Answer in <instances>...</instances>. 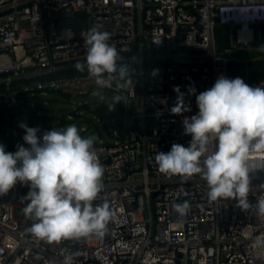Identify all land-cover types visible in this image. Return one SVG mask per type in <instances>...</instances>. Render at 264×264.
I'll list each match as a JSON object with an SVG mask.
<instances>
[{
	"label": "built area",
	"instance_id": "2783aa9c",
	"mask_svg": "<svg viewBox=\"0 0 264 264\" xmlns=\"http://www.w3.org/2000/svg\"><path fill=\"white\" fill-rule=\"evenodd\" d=\"M216 25L226 28L225 47L218 48ZM92 27L111 34L130 82L116 78L100 88L76 69ZM263 28L264 0H0V108L19 106L21 95L33 96L26 107L41 104L47 92L121 97V130L93 144L104 172L92 203L106 201L112 213L103 237L37 240L23 211L28 186L17 182L0 194V264H62L69 253L74 264H264V243H257L264 215L255 211L264 198V151L249 153V209L235 198L210 200L199 174L167 176L155 161L172 143L187 146L182 118L198 111L199 91L228 77L229 62L264 59ZM243 51L251 58L236 57ZM177 85L187 107L179 114L170 111ZM183 201L189 208L180 215L173 205Z\"/></svg>",
	"mask_w": 264,
	"mask_h": 264
},
{
	"label": "clouds",
	"instance_id": "9594fccd",
	"mask_svg": "<svg viewBox=\"0 0 264 264\" xmlns=\"http://www.w3.org/2000/svg\"><path fill=\"white\" fill-rule=\"evenodd\" d=\"M110 35L96 27L84 32L86 56L75 63L76 69H86L100 88L111 87L116 78L130 82L128 66L117 63L119 51L109 43ZM173 91L177 95L170 111H186L184 93L178 85ZM195 91L189 86V93ZM111 99L114 106L121 97L115 94ZM195 101L198 111L182 118L183 132L191 135L190 141L187 146L172 143L168 151L156 152L158 170L185 180L199 174L209 186L210 200L235 198L241 209L253 207L247 199L249 172L255 169L249 153L264 151V86L221 74L211 87L196 94ZM19 126L24 129L22 139L27 146L17 144L15 151H6L0 143V194L17 182L28 185L21 198L26 201L25 216L33 221L27 231L37 240L49 242L102 238L112 213L106 201L92 203L103 188L104 172L93 148L96 137L82 136L75 124L43 132L24 122ZM173 207L183 215L189 202ZM255 211L264 215V198L256 201ZM62 264H74V254H66Z\"/></svg>",
	"mask_w": 264,
	"mask_h": 264
},
{
	"label": "rangeland",
	"instance_id": "374dc122",
	"mask_svg": "<svg viewBox=\"0 0 264 264\" xmlns=\"http://www.w3.org/2000/svg\"><path fill=\"white\" fill-rule=\"evenodd\" d=\"M111 97L112 96H107L105 91L100 90L96 92L94 91V93L91 95H87L82 101H76L72 98H66L64 95L56 92H47L45 95L39 97L42 101L40 106L34 107L32 104V106L24 108L23 112L16 113L15 116L19 120V123H26V119H31L37 125L44 126L47 125V123H43L38 115L53 117V121L51 122V124H53L56 123L62 116L61 113L64 108H72L74 109L75 113L76 110H79L80 118L84 117L85 119L90 120V122L97 127L96 130L92 131L91 128H85L86 123H82V128H78L80 134L82 136L94 135L96 137L94 142L98 143L102 142L105 137H107V134L112 130H119L118 125L116 124V115L118 114L117 110L101 111L100 115H97L94 114L92 108V104L94 102H100L108 105L112 101ZM82 105H88L90 108H84L82 107ZM30 109L35 111L36 114L31 113ZM110 118H115V121L111 122ZM123 119H125V113L123 115ZM64 127L65 126L58 127V129H62ZM5 133L7 134V137L5 136ZM11 141V126L7 122H3L0 116V143H2L6 147V144Z\"/></svg>",
	"mask_w": 264,
	"mask_h": 264
},
{
	"label": "trees",
	"instance_id": "16d2710c",
	"mask_svg": "<svg viewBox=\"0 0 264 264\" xmlns=\"http://www.w3.org/2000/svg\"><path fill=\"white\" fill-rule=\"evenodd\" d=\"M264 31V28H263ZM225 33L226 28L225 26L216 25L214 28V36L216 39V42L218 44V48L225 47L227 45V41L225 39ZM252 56L251 52L249 51H243L242 53L236 54V57L248 60ZM87 72L86 69L83 70L81 73ZM240 76L245 81L246 79L251 82H259L261 80H264V59L259 60H250L247 62H237V61H231L228 63V77H236ZM66 97V96H65ZM33 96H27V95H21L22 102L19 106L15 108H0V116L3 122H7L11 126V138L12 141L8 142L6 144L5 150L6 151H15L17 144H25L23 141V129L18 125L15 128H12V122L14 119H17L14 115V111L17 113L23 112V109L26 108V101L29 99H32ZM67 98V97H66ZM81 107V106H80ZM84 108H90L88 105H82ZM94 114L100 115L101 110L93 109ZM32 113L36 114L35 111H32ZM66 113L62 111L61 117L58 119L56 123L51 124L53 121V117L50 116H44V115H38L39 118L43 123H47V125L41 126L37 125L33 120L26 119V124L28 126H38L40 131L43 132L51 127H63L67 126L69 124H75L78 128H82V123H86L85 128H91V130H96L97 127L90 122V120L83 118H80V111L76 110L77 117L76 118H70ZM66 116V117H65ZM69 118V119H68ZM50 123V124H49ZM119 131L121 130L120 126L118 125ZM83 131V130H82ZM110 133V132H109ZM108 133V134H109ZM107 134V135H108ZM106 139V137H105ZM26 146V144H25Z\"/></svg>",
	"mask_w": 264,
	"mask_h": 264
},
{
	"label": "water",
	"instance_id": "95a60500",
	"mask_svg": "<svg viewBox=\"0 0 264 264\" xmlns=\"http://www.w3.org/2000/svg\"><path fill=\"white\" fill-rule=\"evenodd\" d=\"M72 99H74L76 101H82L84 99V97H82V96H74V97H72ZM33 106L34 107L40 106V100H36L33 103ZM92 106H93L92 107L93 109H97V110H101V111L117 110L118 114L116 115V124L120 125V123H121V109L119 108V106H116V105L113 106V103H109L108 105H105V104L100 103V102H94L92 104ZM31 111H32V109H30V112ZM62 111L65 112L69 117L71 116V118H76L77 117L74 109H72V108H64ZM18 125H19V120L18 119H14L13 122H12V128H15Z\"/></svg>",
	"mask_w": 264,
	"mask_h": 264
},
{
	"label": "crops",
	"instance_id": "0c3cea01",
	"mask_svg": "<svg viewBox=\"0 0 264 264\" xmlns=\"http://www.w3.org/2000/svg\"><path fill=\"white\" fill-rule=\"evenodd\" d=\"M34 102H35V100H34ZM32 111H33V110H32ZM32 111H31V113H32ZM16 113H17V112L14 111V115H16Z\"/></svg>",
	"mask_w": 264,
	"mask_h": 264
},
{
	"label": "bare ground",
	"instance_id": "6f19581e",
	"mask_svg": "<svg viewBox=\"0 0 264 264\" xmlns=\"http://www.w3.org/2000/svg\"><path fill=\"white\" fill-rule=\"evenodd\" d=\"M112 103V102H111ZM116 106H118V105H116ZM76 116H77V114H76Z\"/></svg>",
	"mask_w": 264,
	"mask_h": 264
}]
</instances>
